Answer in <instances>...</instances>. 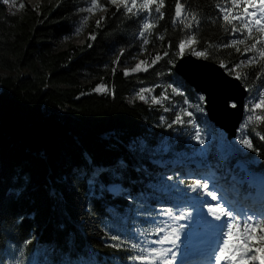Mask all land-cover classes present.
<instances>
[{
	"label": "trees",
	"instance_id": "trees-1",
	"mask_svg": "<svg viewBox=\"0 0 264 264\" xmlns=\"http://www.w3.org/2000/svg\"><path fill=\"white\" fill-rule=\"evenodd\" d=\"M13 1L18 10L11 12L0 0V67L25 71L0 74V264H133L128 256L137 253L111 247L117 243L111 237L135 243L132 227L148 226L144 217L153 215L151 205L159 196L154 184L168 166L156 160L187 148L190 125L180 133L177 128L183 125L169 124V114L187 100L200 109L196 122L214 127L203 96L173 69L178 41L186 31L194 32L197 50L211 44L208 59L224 61L228 72L245 56L257 55L244 51L255 40L237 45L239 52L222 47L243 38L224 31L216 7L223 0H181L186 11L198 15L189 30L173 23L175 0H165L164 18L154 12L151 16L155 27L145 46L157 50L161 59L147 71L124 75L110 68L109 60L126 47L140 49L147 13L129 17L123 8L117 11L107 0H98L107 11L88 24L95 39L87 36L82 43L59 47L56 40L69 34L82 17L78 9L90 0H42L37 8ZM161 35L163 40L156 38ZM260 40L257 49L264 47V34ZM239 71L247 74L240 79L247 98L264 91V57ZM97 83H104L107 91H94ZM140 83L164 88L171 111L164 115L157 105L130 99ZM169 85L183 95L173 94ZM256 113L264 115V109ZM249 114L245 108L238 131L255 150L239 139L225 140L222 147L206 145L202 163L214 174L236 173L239 162L264 173V122L241 128ZM162 143H167L166 150ZM193 170L188 182L199 179L197 167ZM241 186L244 193L252 189L247 183ZM260 213L264 215V206Z\"/></svg>",
	"mask_w": 264,
	"mask_h": 264
},
{
	"label": "snow or ice",
	"instance_id": "snow-or-ice-1",
	"mask_svg": "<svg viewBox=\"0 0 264 264\" xmlns=\"http://www.w3.org/2000/svg\"><path fill=\"white\" fill-rule=\"evenodd\" d=\"M108 3L114 5L117 11L121 8L124 9L125 15L140 16L141 13H147V19L142 18L140 37L142 44L140 45L141 52L145 50V46L149 44L147 35L155 27V22L151 19L153 12L157 15L158 19L164 18L162 9L165 7V0H107ZM23 7V5H21ZM216 7L222 13L223 28L225 32H230L232 35L239 33L243 38L233 39L230 44L222 45V47H235L239 52L237 45L245 44L246 40H255L249 47L245 48V53L256 51V56H250L247 60H241L239 63L233 65L228 69L230 75L234 74L236 79H242L247 74H242L237 69L242 66L255 63L257 56L264 57V47L257 49V44L262 43L260 34H264V0H223V3H217ZM107 11L98 0H90L88 7H81L78 9L80 13H94L95 10ZM186 2L182 3L181 0H175V16L173 23L182 25V30H189L194 24L198 23V15L193 11H186ZM89 17L83 16L80 25L75 28V33L79 34L85 27ZM103 20V17H101ZM97 26L101 21H97ZM246 34V35H245ZM90 39H95L93 34H90ZM157 39L163 40L164 37L157 36ZM199 43L197 35L194 32L186 31V35L181 38L176 47L178 51L175 53L177 57H182L186 53H190L198 58H209V49L212 45L209 44L204 50H197L195 45ZM124 49L120 50L123 55ZM164 56L168 55L165 51ZM161 59L160 54H157L152 60L151 67ZM119 61V56L114 63ZM171 62V61H170ZM146 61L138 62L134 68L125 69L124 75H129L130 72L147 71L145 65ZM221 67H226L224 61H220ZM115 71V69H113ZM171 92L175 95H183L176 87L169 85ZM247 90V89H246ZM94 91H107L103 85H98ZM151 91L150 89H142L141 93ZM140 99H144V95L138 93ZM169 97L162 93L160 98L153 97L152 103L159 104L161 99H168ZM203 100V97L200 98ZM185 104H189L187 100ZM235 107V105H232ZM189 107L192 105L189 104ZM250 114L247 117L245 124L241 128H245L248 124L255 123L257 125L264 122V115L256 113L257 109H264V91L257 93L253 100L245 105ZM168 109H165L167 111ZM197 110H200L199 108ZM193 114L187 109H181L175 114L173 123H184L183 116L191 117ZM163 120V117L161 118ZM188 123H192L191 120ZM171 126V125H169ZM195 139L200 144H204V139L201 138L199 130L195 133ZM264 139V135L260 136ZM245 148L255 150L250 139L244 137L240 141ZM202 153L204 149L200 150ZM114 175V174H113ZM169 181L173 180L172 176L167 177ZM215 177L209 174L200 179H194L187 185V190L181 189L177 184H164L163 191L174 195L178 203L187 204L190 208L195 209V215L186 211H180L179 214H173L171 208L161 209V212L173 222L190 220L191 223L185 225L183 223L178 226H171L164 222L163 227L156 228V234L164 233L158 240L144 241V246L139 243H127L119 236H112L111 239L117 243L110 245L116 249L122 247L126 251H134L136 255H129L130 261L139 262V264H174L177 261V252L179 250V241H181V233L185 237V242L189 240L196 230L200 228L206 229V236L210 239L208 244V255L210 264H264V215L259 218L255 214L248 215L236 209L228 200L224 199V194L216 187V184L209 183L214 181ZM91 184L92 181H89ZM184 180H180L179 184H184ZM194 193L189 195L188 192ZM203 197V198H202ZM210 198V200L208 199ZM210 201H217L212 204ZM207 209L206 213L204 209ZM212 219H208V217ZM259 230V234H256ZM149 244L165 245L169 244L170 247H148Z\"/></svg>",
	"mask_w": 264,
	"mask_h": 264
},
{
	"label": "rangeland",
	"instance_id": "rangeland-1",
	"mask_svg": "<svg viewBox=\"0 0 264 264\" xmlns=\"http://www.w3.org/2000/svg\"><path fill=\"white\" fill-rule=\"evenodd\" d=\"M4 3L7 6V9L11 12L17 11L18 7L16 5V2H14L13 0H3ZM26 3V5H28L31 8H37L39 6V4L41 3L42 0H22ZM88 7V6H87ZM102 10H95L94 13H83V16H88L89 19L85 25V27L83 28L82 32L77 34L75 33V28L78 27L80 25L81 19L78 20L77 22L73 23L71 25V31L69 32L68 35H63L60 36L57 40H56V45H58L59 47H66V45H68L69 43L72 44H78V43H82L85 39V37H90V34H92L91 32H89V22H93L97 19V17L99 15L102 14ZM124 53L123 55L120 54V50L118 51V53H113L111 55V58L109 60V67L110 68H116L118 70H121L122 72H125V69H132L135 67V65L140 62V61H146L147 63L145 65H142V67H147L148 64H151V60L158 54L157 50H153L151 48H146L143 52H141V48L137 49L135 46H131V47H126L124 48ZM119 56V61L117 63H114V61L117 60V57ZM247 56H245L242 60H247ZM148 68V67H147ZM239 69H237V71H239ZM25 70H21V71H12L9 69H5L0 67V74L2 75H16V74H22ZM138 72H142V71H138ZM137 72H130V74H135ZM129 74V75H130ZM98 85H103L105 88V84L104 83H97L95 88ZM142 89H150L151 91L148 92H143L141 93ZM179 91V90H178ZM102 92V91H100ZM138 93L144 95V99H140L138 96ZM164 93L166 94L169 98L168 99H161V103L159 104H154L152 103V98L153 97H157L160 98L161 94ZM257 94L253 93L248 99H247V103H249V101L253 100V97H255ZM130 99H137L139 101H142L144 103H148V104H152V105H157V107L162 109V113L164 114V112H168L171 111L170 106H168V102L170 101L171 97L169 94H167V92L164 90V88H158L156 87V85H148V84H142L140 83L136 88H134L129 96ZM165 109H168L167 111H165ZM181 109H187L189 112H192V116L188 117V116H183V121L184 123L181 124H176L173 123V120L175 118V114L177 112H179ZM172 113L169 114L168 119L171 118L169 124L171 125H177V126H181L183 125L182 128H177V131L181 132H185V130L187 129V125H190V133L187 134V139H189L185 145H186V149L185 150H180L177 152H174V154L172 156H165L164 159H158L156 160V162H158V164L160 165H168L165 169V174L163 176H161L160 182L159 183H155L154 184V189L156 191H159V196L156 197V202L154 205H151L152 207V213L153 215H148L145 216L144 218H147L148 220V226L142 228L138 225H133L132 227V233L134 234V240L135 243H139L141 244V246H144V241H152V240H158L161 236L164 235V233H159L156 234V228L157 227H163L164 226V222H166L167 224L171 225V226H178L179 224L183 223L185 225L191 223L190 220H182V221H176L173 222L170 219H168V217L166 215H164L161 212V209L164 208H171L173 211V214H179L180 211H186L191 213L192 215H195V209L190 208L187 204L184 203H178L175 199L174 195L169 194L167 191H163L162 190V186L164 184H177L178 187H180L181 189H185L187 190V185L190 184L191 182H188V179H191V176L193 175L194 172V167H197V169L200 171L199 174V179L208 176L209 174H212L215 177L214 181H209V183H215L216 187L221 185V186H226L229 187V190H231V192L233 194H235V190L236 189H240L239 185L247 183V185H249L252 189L249 190L252 194V196H256L257 197V201L255 203V207L259 206L260 204L264 203V189L261 188V184H254L251 179H249L248 177V173H251L249 168L245 167V164L243 163H238V165L236 166V170L234 171L236 173H233L231 170H227L224 173H216L214 174L212 171H210L208 169V166H203V157H204V152L202 153L200 150L204 149L206 145L210 144V143H216L218 144L220 147H222L223 145H225V140H235V139H242V133L237 131L236 136L233 139H227L226 138V134L225 132L214 126V127H203L201 126L199 123L196 122L195 120V112L197 111V108H190L189 105L185 104L183 106H177L174 110L172 109ZM165 115V114H164ZM191 120L192 123H188V121ZM184 125H186L184 127ZM199 130L201 138L204 139L205 143L204 144H200L197 139H195V133L196 131ZM160 147H162L163 150L167 149V143H162L160 145ZM181 169H183L185 171V174H181ZM238 172H241L240 176H234V174H238ZM187 175V176H186ZM172 176L173 180L169 181L167 179V177ZM185 176V177H184ZM228 176V179H225ZM185 178V179H184ZM180 180H186V182L184 184H179ZM220 186V187H221ZM260 186V187H259ZM110 189L112 191H116L118 190V186L117 185H110ZM226 191H228L227 189H225ZM225 192V191H224ZM224 192H222L224 194ZM162 193V194H161ZM239 193H241L239 191ZM189 195H194V193H191L190 191L188 192ZM258 196H260V200L258 199ZM203 198V197H202ZM210 200V198H208ZM246 200V199H244ZM211 202V201H210ZM212 204L217 203V201L211 202ZM205 213L207 211V209L205 208ZM238 210L241 211V207L238 208ZM262 213H256V217L259 218L261 216ZM137 215H141L139 213H137ZM263 215V214H262ZM203 230L204 228H200L196 230V234H194L189 240H187L185 242V237L183 235V232L181 233V241H179V250L177 252V259L178 258H184L186 257L188 254L192 253L194 249H197L199 247V244H196L194 241L197 239H200V237H202L203 234ZM256 234H259V230L257 231ZM202 245V244H200ZM148 247L152 248V247H170L171 245L169 244H165V245H156V244H149L147 245ZM186 248V249H185ZM190 261L185 262V264H189ZM175 263V262H174ZM132 264V263H131ZM133 264H139V262L134 261ZM258 264V262H257Z\"/></svg>",
	"mask_w": 264,
	"mask_h": 264
},
{
	"label": "water",
	"instance_id": "water-1",
	"mask_svg": "<svg viewBox=\"0 0 264 264\" xmlns=\"http://www.w3.org/2000/svg\"><path fill=\"white\" fill-rule=\"evenodd\" d=\"M173 69L203 96L207 119L222 129L227 139H233L244 117L247 90L242 81L230 75L220 63L190 53L178 57Z\"/></svg>",
	"mask_w": 264,
	"mask_h": 264
},
{
	"label": "bare ground",
	"instance_id": "bare-ground-1",
	"mask_svg": "<svg viewBox=\"0 0 264 264\" xmlns=\"http://www.w3.org/2000/svg\"><path fill=\"white\" fill-rule=\"evenodd\" d=\"M252 172V171H251ZM248 177L251 179V181L254 183V184H261V185H264V174L263 173H248ZM264 188V187H263ZM235 193H237L235 191ZM239 195V194H238ZM258 199L260 200V196H258ZM211 202H214V201H211ZM208 241V240H206ZM196 244H199L202 242V239H197L194 241ZM206 243V244H205ZM205 246L208 247V244L207 242H205ZM186 249V248H185ZM205 253V250H203V246L202 245H199V247L197 249H194L193 252L191 254H188L186 256V259H190V258H195V259H201L203 257ZM195 254H197V256H195ZM191 255V256H190ZM35 256V255H34Z\"/></svg>",
	"mask_w": 264,
	"mask_h": 264
}]
</instances>
